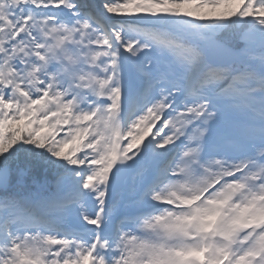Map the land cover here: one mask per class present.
Wrapping results in <instances>:
<instances>
[{"label":"snow or ice","instance_id":"1","mask_svg":"<svg viewBox=\"0 0 264 264\" xmlns=\"http://www.w3.org/2000/svg\"><path fill=\"white\" fill-rule=\"evenodd\" d=\"M0 264H264V0H0Z\"/></svg>","mask_w":264,"mask_h":264}]
</instances>
